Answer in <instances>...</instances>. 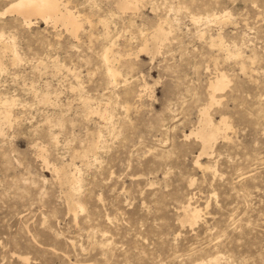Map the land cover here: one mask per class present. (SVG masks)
I'll return each mask as SVG.
<instances>
[{
	"label": "rangeland",
	"instance_id": "obj_1",
	"mask_svg": "<svg viewBox=\"0 0 264 264\" xmlns=\"http://www.w3.org/2000/svg\"><path fill=\"white\" fill-rule=\"evenodd\" d=\"M12 1L0 0L2 42L18 56L1 57L0 97L13 102L0 119V264H264V0H139L125 12L59 0L82 19L75 39L24 26L5 12ZM158 29L167 38L153 46ZM219 74L228 85L211 105ZM203 110L229 129L199 168ZM70 164L75 191L55 172Z\"/></svg>",
	"mask_w": 264,
	"mask_h": 264
},
{
	"label": "bare ground",
	"instance_id": "obj_2",
	"mask_svg": "<svg viewBox=\"0 0 264 264\" xmlns=\"http://www.w3.org/2000/svg\"><path fill=\"white\" fill-rule=\"evenodd\" d=\"M138 1L139 0H116V6H117L118 10H120L121 12H125L128 10H135L137 7ZM5 12L13 13L14 15L20 17L23 25L26 27H30L33 19H38L44 24L51 23L53 28H55V26H61L70 35V37H72L74 39L77 38L79 30L82 28V21H81L82 19H80V16L76 15L74 12L70 11L67 8L66 3H63L62 1H59V0H14L10 3V5L8 6V8L6 9ZM216 16H218V15H216ZM224 17H227V15H224L222 17L220 16V18H224ZM213 18H214V16H213ZM199 20H200L199 15H198V17H195V16L192 17V21H194V22H198ZM104 26L107 29V25L104 24ZM166 38H167V35L164 33V31L162 29H158L152 35V40H153L152 45L155 46V45L163 42V40H166ZM2 41H3V33L0 32V73L4 70L2 59H1V57H3V55H4V53H6L7 51L10 52L13 62L18 60V56L16 54L13 42L11 43V42H9L10 41L9 40L8 42L3 43ZM110 42H108V43H110ZM212 43H214V42H212ZM111 48H112V43L109 44V47H108V45L106 46V49H104L103 53L101 54V59H102L103 65L105 67V79H107L108 82H110L111 84H114V83H116V79H117V76L119 74L118 73L119 71H117L116 67L113 65L114 60H110L109 54L112 53ZM141 50H144V49L142 48ZM241 62H242V60H241ZM242 69H243V67H242ZM242 69L240 68L241 71H242ZM225 76L222 74H219V75H217V77H215L216 78L215 81L210 83L211 93L209 94L210 95L209 101H210L211 105L217 103V101L215 100V97H216L215 93L220 92L221 90H223L228 85L229 79H227L228 77H225ZM12 102H13L12 100L9 101L7 99L0 97V107L3 109L2 111H0V119L3 120V122H9L10 121L9 106H11ZM87 105H88V102H87ZM104 119H103V121H104ZM106 119H107V117H106ZM226 123L224 122V120L223 121L221 120L217 125H215L213 123L212 119H210V117L208 116L207 111L206 110L202 111V119L200 121V125L194 134L196 139L199 141L200 147H201V153H199V155L195 161V164L198 167L200 166L199 161H198L199 157L201 155L207 154V150L210 149V147L215 143V141L217 139H219V138L225 139L224 131H227L226 129L228 128L227 127L228 125H226ZM222 127H224V128H222ZM91 151H92V147L88 146L86 151L83 153V157H85L87 155V153L91 152ZM41 156H42V154H41ZM68 167L70 168V170H68L67 172L64 171L63 169L59 170V171L55 170V172L58 175H60L59 178L61 179V181L66 183L69 186L71 191H75L76 187H78L77 183L79 182L78 179H76V177H75L76 168L73 164L68 165ZM207 168H209V167H207ZM72 169L74 170V172H71ZM187 201H189V199ZM181 211L183 212L182 213L183 214L182 215L183 220L186 222H189V224H191V225L195 224L197 219L199 218V211L196 210L195 208H190V203L184 207L182 206ZM218 259H219V257H215L213 260H209V263H211L212 261L216 262V261H218ZM24 260H26V259H24Z\"/></svg>",
	"mask_w": 264,
	"mask_h": 264
}]
</instances>
